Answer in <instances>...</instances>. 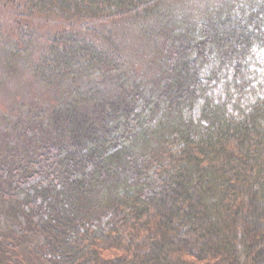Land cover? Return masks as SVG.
<instances>
[{"label":"trees","instance_id":"1","mask_svg":"<svg viewBox=\"0 0 264 264\" xmlns=\"http://www.w3.org/2000/svg\"><path fill=\"white\" fill-rule=\"evenodd\" d=\"M189 2L16 10L127 23L158 71L56 33L29 68L51 101L0 108V264H264V0Z\"/></svg>","mask_w":264,"mask_h":264},{"label":"rangeland","instance_id":"2","mask_svg":"<svg viewBox=\"0 0 264 264\" xmlns=\"http://www.w3.org/2000/svg\"><path fill=\"white\" fill-rule=\"evenodd\" d=\"M11 1L6 4L4 0H0V108L11 110L12 121L17 118V115L24 116L31 106L46 107V102L51 101V91L42 87L33 78L29 68L42 53H46L50 41L58 31L72 33L79 39L91 41L103 47L105 39L112 37L115 42L125 45V51L131 62L130 66L135 69L137 75L149 76L158 71L153 65L154 53L142 40L138 39L135 30L127 23L116 21L82 26L77 22H68L64 18L51 15L24 16V20L19 18L17 21L16 18L19 15L16 10L18 12L20 10L22 17V13L26 12L21 7L24 0ZM202 5L203 0H190L186 6L195 13ZM8 41L16 42L17 46L13 43L7 47ZM18 45L21 46L18 48L20 50L17 49ZM6 52L12 54L10 58L12 72L7 77L2 73ZM0 116H2L1 111ZM2 127L0 122V130Z\"/></svg>","mask_w":264,"mask_h":264}]
</instances>
